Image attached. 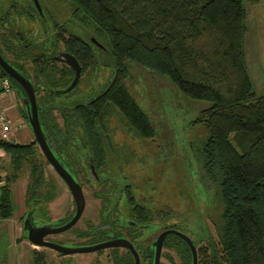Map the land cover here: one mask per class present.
Listing matches in <instances>:
<instances>
[{
    "label": "trees",
    "instance_id": "1",
    "mask_svg": "<svg viewBox=\"0 0 264 264\" xmlns=\"http://www.w3.org/2000/svg\"><path fill=\"white\" fill-rule=\"evenodd\" d=\"M70 1L80 28L77 33L67 28L65 49L78 58L83 73L94 65L96 48H100L89 39L91 34L109 49L114 71L95 96L66 106L55 101L59 94L56 89L66 86L73 77V70L60 67L54 55L59 33H51L36 44L19 32L16 41L15 22L9 16L35 20L38 12L32 0H0V53L31 79L41 126L53 151L70 164L71 139L77 132L84 133L100 174L108 160L104 134L110 132L113 109L137 135L152 137L156 133L126 84L130 76L128 62L167 75L187 96L210 102L192 122L203 124L206 131V140L198 151V170L210 184L203 186L218 206L213 218L218 240L207 237L200 248L199 264H264V93L254 90L245 62L244 0ZM27 60L30 66L25 64ZM0 73L10 78L21 95H26L22 85L1 66ZM21 113L28 120L25 108ZM0 148L9 155L13 168L0 184V217L13 213L11 183L17 180L24 161L30 163L25 190L27 210L35 211L56 196V185L46 171L47 160L37 158L35 137L28 142L0 137ZM69 169L82 183L78 178L82 170ZM83 174L91 179L87 168ZM95 194L108 198L105 193ZM149 212L141 211L146 217ZM78 233L85 235L86 231ZM172 243L184 246L181 251L189 253L184 264H190L186 242L174 237ZM32 254L33 264H48L44 251L34 247ZM115 260L120 261L117 256ZM121 262L126 264V258Z\"/></svg>",
    "mask_w": 264,
    "mask_h": 264
},
{
    "label": "rangeland",
    "instance_id": "2",
    "mask_svg": "<svg viewBox=\"0 0 264 264\" xmlns=\"http://www.w3.org/2000/svg\"><path fill=\"white\" fill-rule=\"evenodd\" d=\"M57 1L63 10L70 6L72 8L70 0ZM244 6L246 9L245 62L254 90L257 93H264V0L256 2L244 0ZM37 25L33 21L28 24L33 30L39 27ZM90 25L87 26L89 31ZM78 27L80 28L77 22ZM57 48L63 49V45L58 43ZM96 54L97 59L94 65L83 71L72 89L57 94L56 102L72 106L95 96L106 86L113 75L114 64L107 47L96 48ZM9 56L13 58L11 54ZM128 63L130 69V76L126 80L128 89L148 114L156 133L153 137L137 135L126 127L117 109H113V115L109 121L111 127L109 133L111 138L116 137L122 144L119 145L115 158L107 147L108 164L105 170L100 172V178L104 180L103 184L111 185L110 196L114 199H125L127 191L132 195L135 194L137 198L148 197L145 201L149 202L153 208L161 207L163 211L166 209L164 216L170 215L168 218L180 224L185 232L192 236L200 235L196 238L198 245L206 244L208 236L218 240L213 223L218 206L203 186V184L208 186L210 184L198 170V151L206 140V131L203 124L192 122L199 110L208 106L210 102L187 96L163 73L131 60ZM25 64L30 66V61L27 60ZM53 112L61 123L62 118L58 110L54 108ZM13 126L17 128V122H14ZM30 129L26 123L24 126L20 125L17 129L18 136L14 141L28 142L29 138L33 139L34 134ZM27 133H30L28 137ZM82 152L83 149L80 148L76 154L80 155ZM37 158L44 162L46 160L39 146ZM45 167L47 174L55 178L58 192L46 205L50 210L48 214L44 206L42 208L38 206L33 215L38 223L41 219H47L49 223L58 225L62 219L61 213L66 207H70L72 194L55 170L47 163ZM12 171L10 160L0 164L2 179ZM29 177L30 163L24 161L18 174L19 179L11 183L14 215L19 212L22 199H25L24 190ZM80 180L83 183L86 199V206L81 217L72 228L49 235L65 245L88 243V236L80 235L77 231L85 229L84 217L93 218L95 221L98 219L95 217V208L97 209L98 199H102V196H97L95 192L101 189L102 183L93 181L92 178L86 179L83 169ZM20 221L22 225L21 216ZM22 231L24 237L28 239L27 231L23 228ZM146 231L143 230L144 233ZM5 247V242L1 241V257L6 252ZM12 247L17 250L15 264H33L31 250L28 249L26 253L27 262L22 258L25 253L20 254L18 251L20 245ZM33 247L45 252L48 264H113L108 257L109 249L107 248L101 251L61 255L49 246L33 245ZM174 259L176 260L175 256ZM175 260L164 258L165 264H177Z\"/></svg>",
    "mask_w": 264,
    "mask_h": 264
},
{
    "label": "flooded vegetation",
    "instance_id": "3",
    "mask_svg": "<svg viewBox=\"0 0 264 264\" xmlns=\"http://www.w3.org/2000/svg\"><path fill=\"white\" fill-rule=\"evenodd\" d=\"M38 1L41 5L42 13H40L35 7L38 12V15L37 14L35 15V20H29L25 16L20 17L19 15L9 16V20L13 19V23L15 22V26H16L15 27L16 30L13 27L14 29L13 39L18 41V38L21 36V33H22L23 35L21 37H27L29 40H34V43L38 44L44 41L46 37H49L51 33H54L57 31L59 33V38H60L59 43L63 45V49L57 48V52L60 50L69 51L65 49V44L63 41L65 38L69 37L67 28H69L70 31L75 32V33H77L78 31L77 18L73 15V10L71 6L63 10V8L59 6V3L57 0H38ZM52 2L54 3L53 6H52ZM32 21L34 23H37L38 24L37 26H39L37 27L36 30H33L30 28V26H28V24L31 23ZM54 24H57V28ZM88 36H89V39L92 41L91 34H89ZM100 47H105V45L102 44V46ZM57 52L54 55H56ZM56 59L60 67L67 68L69 66L73 70V74H74V69L69 62L65 61L62 58L56 57ZM81 71H82V67H81ZM110 134L111 133L109 132L107 133V135L104 134V140H105V143L108 145L107 147L109 148L110 152L112 151V157L115 158L116 156L115 154L118 152V149L120 148L119 145H121L122 142L118 141L116 137L111 138ZM85 136L86 135L84 133L77 132L74 138L71 139V142L73 145L71 148L73 152L72 154L73 156H72V162H70V164L66 163L65 157L61 155L58 156L56 152L54 153L59 159V161L63 164V166H65L74 175L75 173L73 170H71L72 168L69 169L70 167H74L75 169H78V170L83 169V172L87 168L89 176L92 178V180L97 181L98 183L99 182L102 183L101 189L98 190L97 192L102 193V194L105 193L108 196L107 199H103V197L102 199H98V207L97 209L95 208V217L98 218L96 221L93 218L90 219L89 217H86V218L84 217V220H86V227L83 231H86L85 235L88 236V240H89L88 243H96L100 241L109 240L112 238L122 237V238H126L132 243L133 248L139 257V264H154L157 251H158L159 264H165L164 258L166 257L171 261L175 260L174 256L176 257L175 261L177 262V264H184V258L186 259V262L189 259L188 251H181V249L184 248V246L182 247V245L180 244L172 243L174 237H179L183 239L181 236H179L178 234L174 232H169L164 236L160 246H158L156 242L157 236L162 231L175 228L177 230H180L186 233L195 243L197 256H198V264H199L200 248L205 245V244L204 245L197 244L196 238L199 237L200 235H197V236L194 235L195 236L194 237L188 234L187 232H185V230H183L180 227V224L174 222L173 219L168 218L170 215L164 216L165 215L164 212L166 209L163 211L161 207L153 208L149 202L145 201L146 199H148V197L142 196V197L137 198L135 194L132 195L129 191H127L125 199H114L113 197L110 196L109 189L111 185L103 184L104 180H100V174L97 171H96L97 175L91 172V165L94 167V163H93L92 156H90V151H89L88 144H87V138ZM80 148L83 149V152L82 154L80 153V155H78L76 154V151L79 150ZM79 162L82 164H80ZM46 163L49 164L53 168V166L49 163L48 160ZM107 164H108V160H107L106 166ZM52 178H53V182L56 185V189H58L55 178L54 177ZM78 178H80V175H78ZM81 185L83 184L81 183ZM121 188H123V186ZM49 201L44 202V205L43 204L41 205V208L44 206V208L47 211V214L50 212V210L46 206ZM85 206H86V199H85L83 211L85 209ZM75 209H76V204L72 196L70 207L69 206L66 207L60 215L62 216L60 224L64 223L69 218H71V216L75 212ZM146 209L150 211L148 217L143 216L141 213V211L146 210ZM26 211H27V206H26ZM34 221L36 222L37 225L51 224L52 226H54V224L49 223L47 219H41V222L39 223L35 219ZM76 222L74 224H76ZM74 224L67 229L72 228ZM144 229L147 230L146 233L143 232ZM63 231H60V232H63ZM60 232L48 233L45 235V238L55 240V238H51L49 237V235L60 233ZM77 232H79V230ZM186 244L190 252V264H191L192 253H191V249L187 242ZM42 247H46V246H42ZM106 248L109 249L108 257L113 264H122L121 258L123 257L126 258V264H135L134 253L128 246L120 245V244L110 245V246H104L100 249H97L96 251H101L102 249H106ZM55 251L58 254L62 255V253L58 252L57 250ZM171 252H173L174 254ZM64 255H67V254H64ZM115 256H117L120 261H116Z\"/></svg>",
    "mask_w": 264,
    "mask_h": 264
},
{
    "label": "water",
    "instance_id": "4",
    "mask_svg": "<svg viewBox=\"0 0 264 264\" xmlns=\"http://www.w3.org/2000/svg\"><path fill=\"white\" fill-rule=\"evenodd\" d=\"M33 3L34 6L37 8V10L40 13H42V8L39 1L33 0ZM91 39L93 42L102 46V43L99 40H97L95 36L91 35ZM55 56L57 58H62L65 61L69 62L74 69V74L70 82L66 86L56 89V91L59 93L67 92L70 89H72L75 86V84L78 82L81 74V64L78 58L72 52L66 50L58 51ZM0 66L9 74V76L15 78L24 88L26 95H22V98L28 115V123L31 127V130L37 141V144L40 147L41 151L43 152L45 158L53 166L57 174L65 181L76 204L75 212L71 216V218H69L67 221H65L62 224L54 225V226H52L51 224L37 225L36 222L34 221V215H33L34 208L27 210L22 218V228L27 231L28 240L35 245L52 247L62 254L94 251L104 246L117 245V244L126 245L134 253L135 264H139V257L137 253L135 252L132 243L126 238L118 237L96 243L74 244V245H65L58 241L45 238L46 234L63 231L71 227L77 221L84 208L85 195L81 183L77 180L76 176L72 172H70L65 166H63V164L59 161V159L55 155L52 147L50 146L44 135L41 122L39 119L38 107L36 102V93L31 79L25 76L14 65H12L1 53H0ZM91 172L97 175V172L92 165H91ZM169 232H174L178 234L188 243L192 253L191 264H198V256H197L195 243L186 233L180 230L171 228L162 231L157 236L156 239L157 245L158 246L161 245L164 236ZM154 264H159L158 251L156 252V258Z\"/></svg>",
    "mask_w": 264,
    "mask_h": 264
},
{
    "label": "crops",
    "instance_id": "5",
    "mask_svg": "<svg viewBox=\"0 0 264 264\" xmlns=\"http://www.w3.org/2000/svg\"><path fill=\"white\" fill-rule=\"evenodd\" d=\"M1 105L7 110L9 115V130L4 138L15 140V137L18 136L17 129L20 127V125L24 126L25 123L27 124V126H29V128H31L28 123V120L21 113V110L25 108V104L22 95L20 91L17 90V88L12 86L8 92L3 94L1 98ZM14 122H17V128L13 126ZM29 135L30 133L29 134L27 133V137ZM0 137H3L1 130H0ZM30 140H32V137L29 138V141ZM5 160L9 161V155L2 148H0V164H2ZM18 179L19 178H17V180ZM21 202L22 205L19 208V212H17L16 215H14V207H13V213L9 217H0V238H1L0 242L4 241L6 244L5 247L6 252L2 254L3 255L2 257L0 254V264H15L14 258L15 256H17L16 254L17 250H15L14 247L12 246L18 244L20 245V247H18L19 248L18 251L20 254L25 253L24 257H22L24 258V260L26 257V253L28 252V249L32 251V249L34 248L33 245L35 244L31 243L23 235L20 216L22 217V215H24L26 211L25 199L23 198ZM32 260H33V254H32Z\"/></svg>",
    "mask_w": 264,
    "mask_h": 264
},
{
    "label": "built area",
    "instance_id": "6",
    "mask_svg": "<svg viewBox=\"0 0 264 264\" xmlns=\"http://www.w3.org/2000/svg\"><path fill=\"white\" fill-rule=\"evenodd\" d=\"M11 85V80L7 75L0 73V130L2 136L5 137L9 130V115L7 110L1 105V98L4 93L8 92ZM3 182L2 177L0 176V184Z\"/></svg>",
    "mask_w": 264,
    "mask_h": 264
}]
</instances>
